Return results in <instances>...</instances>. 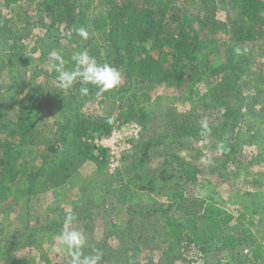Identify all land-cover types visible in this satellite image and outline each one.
I'll return each instance as SVG.
<instances>
[{
    "label": "rangeland",
    "instance_id": "1",
    "mask_svg": "<svg viewBox=\"0 0 264 264\" xmlns=\"http://www.w3.org/2000/svg\"><path fill=\"white\" fill-rule=\"evenodd\" d=\"M87 1H73L72 14L75 20L79 9ZM44 4V0H17L8 5L5 0H0V21L13 18L16 21H30L34 26L33 35L24 40L28 49L25 50L21 68L10 72L7 65L0 67V105L2 97L24 101L26 93L34 87L41 91L45 99L42 117L59 124L73 111L70 107L75 105V100L68 90L62 89L60 99H56L53 92L58 87L57 83L45 71L52 64L49 57L52 42L56 43L54 47H60L65 52L81 51L80 45L86 39L78 35L77 40L70 41L68 33H78V29L84 28L89 33L88 38L99 36L103 30L92 25L91 19L101 15L105 8L102 0H95L89 7L85 23L76 28H68L61 24L52 25ZM216 6L210 18L216 22L208 26L202 23L203 16L208 12L205 4L198 2L187 6L185 10L202 37L217 41L232 40L233 37L225 28L228 18L241 17L239 0H216ZM254 28L258 38L242 42L250 64L240 92L246 103L248 99L253 103L250 111L251 127L245 122L237 124L229 136L217 142L212 135L214 131L210 123L213 119L218 121V111L210 117L212 108L202 107V103L198 105L201 109L194 108L187 99L189 87L182 84L159 86L146 94L139 105L154 114L152 128L140 135L132 152L123 156L119 168H111L108 162L99 167L96 162L88 161L70 184L63 188H49L43 206L27 198L16 202L8 196L0 200V242L8 243L12 254L10 260L0 264H69L70 258L58 250L61 247L59 233L65 215L69 212H74L78 218L73 226L83 230L88 237L85 253L91 254L93 249H99L102 256L106 257L100 264H205V259L193 241H186L182 248L166 252L169 237L162 225L165 216L161 210L169 209L168 215L183 220L189 210L194 212L199 209L190 200L193 197L202 200L210 196L219 207L235 213L226 229L236 237V248L221 253L222 256L228 253L237 258L233 259L232 264H239L244 254H247L246 250L264 246V29ZM35 44L41 46L36 52H31ZM4 45L6 43L0 40V49L4 50ZM209 57L212 64L219 65L223 56ZM3 61L4 57L0 54V63ZM36 69L42 74L36 76ZM121 72L123 80L117 89L99 96L96 95V89V93L80 108L103 116L117 117L120 107L127 106L128 101L125 96L127 92L121 91L122 86L139 81L136 77H126L123 70ZM201 79L195 86V99L206 92L205 81H209L210 77L205 75ZM171 115L178 116L180 122L197 127L206 119L211 131L195 138L186 136L177 140L173 144V154L164 152V145L151 147L146 154V166L132 169L141 143L157 134L171 132ZM1 136L5 138L6 133L3 132ZM175 139L178 137L172 136L167 141ZM230 144H236L238 148L236 162L226 160L221 153ZM259 151H262L260 155ZM2 152L0 148V154ZM190 154L204 158V162L201 158L196 161L199 181L192 185H177L174 177L177 166L170 162L175 160V156L184 161L191 160ZM40 161V158H28L25 161L18 157L15 170H21L26 162L34 171ZM136 173L146 179L137 182L138 187L130 201L123 204L115 198L112 189L117 183L132 179ZM6 183L11 185L8 179ZM177 188L184 189L190 198L171 205L166 195Z\"/></svg>",
    "mask_w": 264,
    "mask_h": 264
},
{
    "label": "trees",
    "instance_id": "2",
    "mask_svg": "<svg viewBox=\"0 0 264 264\" xmlns=\"http://www.w3.org/2000/svg\"><path fill=\"white\" fill-rule=\"evenodd\" d=\"M16 1L5 0L8 5ZM73 1L44 0V10L52 20V25L76 28L85 23L89 7L95 0H88L82 5L77 20L72 14ZM198 2L205 4L208 9L203 16L204 26L214 25L216 21H211L210 18L217 9L216 0H102L105 9L101 15L92 17L91 24L103 31L99 36L87 38L80 49H87L99 62H107L120 68L126 77L139 79L138 83L122 86L121 91L127 92V106H121L115 118L80 108L96 93L97 88L90 84L87 85L90 89L87 96L81 95L82 84L79 82L68 89L75 105L70 107L73 111L65 117V121L59 124L42 117L45 99L41 91L34 87L29 89L22 102L9 96L2 97L0 200L8 196L16 202L27 198L28 201H37L43 206L49 188H63L70 184L88 161L96 162L99 167L106 165L108 153L98 147L94 140L109 135L116 127L129 122L139 123L143 132L150 130L155 116L139 105L146 94L163 84L179 83L189 87L187 99L194 108L201 109L198 106L200 103L202 107L212 108L210 117L214 112H219L218 121L213 119L210 123L214 131L212 135L217 142L229 136L233 126L237 124L245 122L251 127L250 111L253 103L249 99L246 103L245 98L240 95L245 76L249 72L250 58L247 51L236 56L233 50L237 46L244 50L243 41L258 38L255 26L264 29V0H239L241 17L228 18L225 28L233 37L232 40L214 39L215 42L202 37L186 14L185 8ZM33 33L34 26L30 21H16L13 18L0 21V40L6 43L4 50L0 49V54L4 57L0 67L7 65L10 72L21 68L25 50L28 49L24 40ZM78 35L70 32L67 37L72 41L77 40ZM52 44L51 50H56L68 62L66 67H73L70 58L74 51L65 52L60 47H54V41ZM40 46L33 45L31 52H36ZM211 55L223 56L219 65L212 64L209 57ZM45 71L48 77L55 80L54 71ZM34 74L39 76L42 72L36 69ZM205 75L210 77L209 81H205L207 90L199 99H195V86ZM53 92L56 99L63 94L59 87H55ZM241 98L244 102L240 101ZM171 116L172 133L167 131L157 134L141 143L131 165L132 169L146 166V154L151 147L164 145V152L173 154V144L177 140L186 136L195 138L202 134L201 126L185 124L177 120L178 116ZM3 132L6 133L5 138L1 136ZM172 136L178 139L167 141ZM221 153L226 160L236 162L238 158L236 144H230ZM261 153L262 151L258 154ZM18 157L25 161L28 158H40L41 161L34 171L26 162L19 171L15 170ZM190 157L191 160L184 161L175 156V160L170 162L177 166V169L173 168L177 170L174 176L177 185H192L199 181L196 161L201 156L190 154ZM136 174L132 179L117 183L112 189L115 198L123 204L130 201L138 187L137 182L146 179ZM7 179L11 185H7ZM166 197L171 205L190 198L180 188L170 191ZM190 200L199 209L194 212L189 210L183 220L168 215L169 209L161 210L165 216L162 225L169 237L166 252H173L182 248L184 242L193 241L205 259V264H232L233 259L237 258L228 253L222 256L221 253L236 248V237L226 229L234 215L219 207L210 196L202 200L194 197ZM246 253L239 264H264V246H256ZM178 254H182L179 249ZM11 257L8 243L0 242V262L8 261ZM105 258L102 256L103 260Z\"/></svg>",
    "mask_w": 264,
    "mask_h": 264
},
{
    "label": "clouds",
    "instance_id": "3",
    "mask_svg": "<svg viewBox=\"0 0 264 264\" xmlns=\"http://www.w3.org/2000/svg\"><path fill=\"white\" fill-rule=\"evenodd\" d=\"M81 37L87 39L89 33L86 29H78ZM234 55H242L246 49L242 50L239 46L234 48ZM52 64L49 71H54L55 80L60 89H71L77 82L82 84L80 88L81 95H89L90 89L87 85H92L98 89L96 95L99 96L104 92L117 89L123 80L121 70L110 63L99 62L96 57L90 55L87 49L74 51L70 61L73 67L68 68V63L63 55L53 50L49 53ZM111 122V121H109ZM202 134L210 132L207 120L201 122ZM204 162V158H201ZM210 162V161H209ZM77 221L74 212L65 215L63 227L59 233L60 249L67 257L69 264H100L102 253L99 249H93L91 254H86L84 249L88 246V237L81 229L73 225Z\"/></svg>",
    "mask_w": 264,
    "mask_h": 264
},
{
    "label": "built area",
    "instance_id": "4",
    "mask_svg": "<svg viewBox=\"0 0 264 264\" xmlns=\"http://www.w3.org/2000/svg\"><path fill=\"white\" fill-rule=\"evenodd\" d=\"M142 133L143 127L139 123L129 122L116 127L109 135L96 138L94 143L107 151L108 165L117 169L122 164L123 156L132 152Z\"/></svg>",
    "mask_w": 264,
    "mask_h": 264
},
{
    "label": "crops",
    "instance_id": "5",
    "mask_svg": "<svg viewBox=\"0 0 264 264\" xmlns=\"http://www.w3.org/2000/svg\"><path fill=\"white\" fill-rule=\"evenodd\" d=\"M188 196V195H187ZM195 198H197L198 199V197H195ZM234 216H235V213H232Z\"/></svg>",
    "mask_w": 264,
    "mask_h": 264
}]
</instances>
